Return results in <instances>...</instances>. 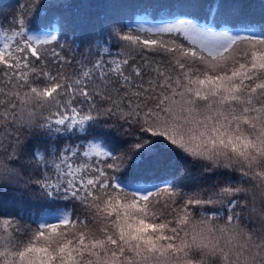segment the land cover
<instances>
[{
    "label": "snow or ice",
    "instance_id": "obj_1",
    "mask_svg": "<svg viewBox=\"0 0 264 264\" xmlns=\"http://www.w3.org/2000/svg\"><path fill=\"white\" fill-rule=\"evenodd\" d=\"M42 7L0 23V201L36 206L0 210V264H264V19L173 0L33 34Z\"/></svg>",
    "mask_w": 264,
    "mask_h": 264
},
{
    "label": "trees",
    "instance_id": "obj_2",
    "mask_svg": "<svg viewBox=\"0 0 264 264\" xmlns=\"http://www.w3.org/2000/svg\"><path fill=\"white\" fill-rule=\"evenodd\" d=\"M22 3L23 0H20ZM39 2V0H37ZM205 2V0H201ZM244 5L242 9L243 16L256 21L264 19V0H239ZM173 0H43V7L35 16L31 13L25 19L30 18L29 30L33 34H41L46 30V25L52 22L55 16H63L70 21L76 18H82L85 21H92L100 15H110L117 18L132 17L140 14L141 10L170 5ZM18 0H0V23L5 28L9 25L6 19H10L11 15L17 10ZM259 30V29H257ZM88 34V29L81 30V39L83 40ZM168 165V159L163 158L160 162V172ZM175 170L182 177L184 191L195 193L204 190L209 185L216 182V178L205 179L195 168L186 161L177 160L175 162ZM160 172L149 171L145 174L146 179L155 180ZM36 206L31 200L25 196L19 199L9 195L0 201V210L7 213L15 214L20 209L31 210ZM209 215L219 213H208Z\"/></svg>",
    "mask_w": 264,
    "mask_h": 264
}]
</instances>
